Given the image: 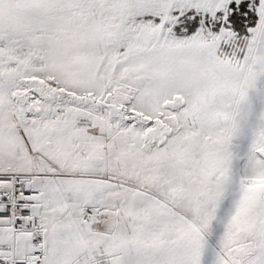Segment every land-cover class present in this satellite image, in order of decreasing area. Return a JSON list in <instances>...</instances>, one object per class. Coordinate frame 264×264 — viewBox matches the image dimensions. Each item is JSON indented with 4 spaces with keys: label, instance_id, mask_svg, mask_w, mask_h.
Returning <instances> with one entry per match:
<instances>
[{
    "label": "snow or ice",
    "instance_id": "obj_1",
    "mask_svg": "<svg viewBox=\"0 0 264 264\" xmlns=\"http://www.w3.org/2000/svg\"><path fill=\"white\" fill-rule=\"evenodd\" d=\"M0 264H264V0H0Z\"/></svg>",
    "mask_w": 264,
    "mask_h": 264
}]
</instances>
